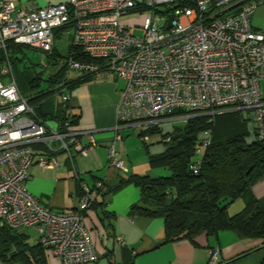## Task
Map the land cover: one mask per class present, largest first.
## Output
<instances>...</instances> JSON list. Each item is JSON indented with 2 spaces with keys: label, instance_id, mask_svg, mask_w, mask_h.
I'll return each mask as SVG.
<instances>
[{
  "label": "built area",
  "instance_id": "2783aa9c",
  "mask_svg": "<svg viewBox=\"0 0 264 264\" xmlns=\"http://www.w3.org/2000/svg\"><path fill=\"white\" fill-rule=\"evenodd\" d=\"M243 1L67 0L17 9L12 0H0V226L31 228L59 264L98 260L86 222L95 196L86 184H80L76 210L68 213L43 207L25 188L35 159L33 145L64 153L73 166L75 154L86 157L96 145L93 131L73 128L65 88L57 92L65 120L56 129L35 114L15 83L10 44L51 56L63 31L70 46L96 61L68 58V70L123 82L108 146V166L122 172L127 169L117 152L120 124H145L177 110L185 114L174 117L184 122L240 112L264 135V32L251 25L255 5ZM133 13L141 14L140 24L123 19ZM202 138L209 143L207 132ZM36 163L42 169L57 166L50 155H39ZM94 187L103 189V184L98 181ZM208 264H218L216 250L209 252Z\"/></svg>",
  "mask_w": 264,
  "mask_h": 264
},
{
  "label": "crops",
  "instance_id": "0c3cea01",
  "mask_svg": "<svg viewBox=\"0 0 264 264\" xmlns=\"http://www.w3.org/2000/svg\"><path fill=\"white\" fill-rule=\"evenodd\" d=\"M12 1L17 9H29L61 4L67 0ZM249 3L255 5L251 15L252 27L264 32V0H251ZM21 52V47L9 48L13 77L15 72L19 74L17 68L21 66L18 63L23 61L19 55ZM81 75L76 73L73 78H70V74L64 75L62 80L66 83L62 84L66 85L65 92L70 97L68 110L74 117L73 128L93 131L96 145L86 157L75 154L73 166L64 153H49L44 146L33 145L35 159L28 170L25 188L43 207L64 213L76 210L81 197V183L90 188L95 196V204L86 213V222L98 260L87 264H208L211 250H216L218 264H264V239L239 237L231 230H222L210 236L201 234L195 238L194 243L187 239L165 242L162 218L129 214L130 208L140 199V190L132 183L122 184L105 197L96 195L94 184L98 181L106 189H112L131 175L158 177L167 176L169 172H162L149 165L148 157L154 154L147 146L149 139L145 141L139 136L140 124L135 123L120 124L118 128L121 140L117 143V152L127 170L119 172L108 166V146L114 137L112 128L123 82L109 76L106 79L93 78L81 85H68ZM14 80L21 93L15 77ZM40 93L43 92L37 95ZM261 94L264 97V84L261 86ZM52 101L54 111L61 105L60 96L55 94ZM41 120L45 123L56 122L51 118ZM80 141L83 145L87 143L85 137H81ZM39 155L54 157L57 166L42 169L36 163ZM252 194L264 206V180L253 186ZM233 207L236 208L231 213L229 209ZM242 207L243 202L237 201L228 208V212L235 214ZM48 263L59 264L49 256Z\"/></svg>",
  "mask_w": 264,
  "mask_h": 264
},
{
  "label": "trees",
  "instance_id": "16d2710c",
  "mask_svg": "<svg viewBox=\"0 0 264 264\" xmlns=\"http://www.w3.org/2000/svg\"><path fill=\"white\" fill-rule=\"evenodd\" d=\"M12 46L10 44L9 48ZM47 57L56 61L62 56L54 49ZM68 58L81 63H96L70 45L64 59ZM24 73L19 74L22 76ZM62 79L61 75L50 77L48 82L51 87L29 98L40 119L51 118L58 123L65 120L61 105L54 111L52 108L53 96L66 86L62 84L66 83ZM92 79L91 75L82 74L68 85H81ZM39 81L40 76L33 77L29 88H36ZM184 114L177 110L165 119ZM205 132L209 134L208 144L203 142ZM251 134L254 140L247 142ZM139 136L148 137L147 132L142 131ZM163 143V152L150 154L148 161L152 168H163L169 175H131L112 189L103 185V189L95 190L96 195L105 197L122 184L132 183L139 188L140 199L130 208L129 214L162 218L165 242L187 239L194 243L201 234L216 235L222 230H231L239 237L264 239V206L252 194L253 186L264 180V135L261 136L251 121L244 119L240 112L219 113L212 117L194 116L177 128L173 135L164 137ZM102 191L105 192L102 194ZM239 200L243 202V207L235 214H229L228 208ZM94 204L95 201L91 207ZM0 264L49 263L47 251L38 238L36 242H30L23 229L2 225Z\"/></svg>",
  "mask_w": 264,
  "mask_h": 264
},
{
  "label": "rangeland",
  "instance_id": "374dc122",
  "mask_svg": "<svg viewBox=\"0 0 264 264\" xmlns=\"http://www.w3.org/2000/svg\"><path fill=\"white\" fill-rule=\"evenodd\" d=\"M141 14L139 13H133L129 16H126L125 20H136L132 22L131 24H140ZM139 19V20H138ZM136 35H141L140 30H135ZM70 43V37L69 35L65 34L63 31H61L55 40V49H57V52L63 57L58 58L56 61H51L45 55L43 52L39 50H35L28 47H21L23 52L22 54H19L20 57L23 58V61L19 62L18 65H20V68L18 69L19 73L24 74H18L17 72L14 73V77L18 83V86L21 90V93L25 97H30L35 93L38 92H45L47 91L51 86L48 82L49 78L52 76L61 75L62 78L64 75H67V72L70 74V78L76 76V72L70 71L66 67V60L64 59L67 48L69 47ZM67 45V46H66ZM40 76V81L38 83V86L34 89L29 88V82L31 79L35 76ZM114 78V77H112ZM48 127L51 129L57 128V122H48L46 123ZM184 125L183 119L176 118V117H170L166 119H160V120H154L149 121L145 124H140V127H138V130H141L142 132H147L149 142L147 144L148 148L152 149L153 154H157L160 152H163L165 149V145L163 143V138L166 136H171L175 132L177 128H180ZM251 128V126H250ZM140 132V131H139ZM247 142H251L254 140L253 135H249L247 137ZM157 170H161L162 172H166L163 168H154ZM241 203V200L238 201ZM237 206V205H236ZM236 207L230 208L229 211L231 213H234L233 210H235ZM23 232H26L29 235L30 242H36L38 235L37 232L32 230L31 228L26 230L23 229Z\"/></svg>",
  "mask_w": 264,
  "mask_h": 264
},
{
  "label": "water",
  "instance_id": "95a60500",
  "mask_svg": "<svg viewBox=\"0 0 264 264\" xmlns=\"http://www.w3.org/2000/svg\"><path fill=\"white\" fill-rule=\"evenodd\" d=\"M173 19V16H170L169 21H171ZM170 25V23L168 24V26Z\"/></svg>",
  "mask_w": 264,
  "mask_h": 264
}]
</instances>
